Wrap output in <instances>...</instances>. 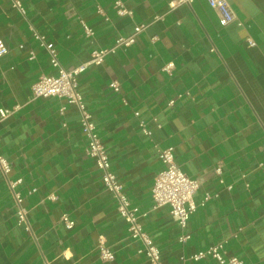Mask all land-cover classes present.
<instances>
[{"label":"crops","instance_id":"1","mask_svg":"<svg viewBox=\"0 0 264 264\" xmlns=\"http://www.w3.org/2000/svg\"><path fill=\"white\" fill-rule=\"evenodd\" d=\"M19 1L25 13L13 0H0V39L8 47L0 56V108L14 109L0 121V136L11 177H23L18 189L31 231L18 223L0 172V264H149L85 151L78 108L61 97L32 98L38 77L57 73L35 31L70 68L140 24L147 26L131 46L78 77L112 170L132 206L146 213L141 223L166 264H217L190 255L221 241L228 256L264 264V0H230L235 17L224 26L208 0L173 8L171 0H120L131 11L125 14L117 0ZM170 145L182 170L201 180L184 242L170 208L154 207L152 198L164 166L157 147ZM100 235L114 260L100 259Z\"/></svg>","mask_w":264,"mask_h":264},{"label":"built area","instance_id":"2","mask_svg":"<svg viewBox=\"0 0 264 264\" xmlns=\"http://www.w3.org/2000/svg\"><path fill=\"white\" fill-rule=\"evenodd\" d=\"M209 4L217 11L220 23L224 26L234 20V12L232 10L230 0H208ZM14 5L25 13V8L19 0H13ZM193 0H171L170 7H176L182 3H192ZM115 7L119 14L131 13L120 0H117ZM100 10V9H99ZM101 11V10H100ZM87 35H93V29L83 22ZM147 25L140 24L135 27L132 34L127 36H119L116 42L109 47H102L92 52L91 58L81 63L80 65L66 68L62 65L58 51L49 43L45 35L35 31V36L39 40L40 45L44 47L49 56L51 64L56 68V74H41L32 86V98H50L61 97L65 98L67 104L75 105L80 112V126L87 137L85 151L87 155L92 157L101 170V177L105 188L114 194L117 200V208L120 215L126 221L130 234L141 242L138 252L147 257L149 264H166L162 258L161 251L155 240L144 229L141 223V217L146 213L140 211L136 206H132L131 201L124 190L123 183L119 180L117 174L112 170V163L107 148L98 132L97 125L93 119L92 113L88 109L83 94L79 89V75L84 72L90 65H101L106 57L115 52L120 47H129L135 40L136 35L142 31ZM253 44V41H251ZM8 51L7 45L0 39V56ZM34 52L30 57L33 58ZM172 63L166 65L165 69L171 71ZM110 86L119 91L120 85L117 80H113ZM174 103V99L170 104ZM67 106L63 105L60 112L64 113ZM14 109L0 108V121L9 116ZM139 115V112H135ZM140 127L144 133L151 135L152 130L148 127L145 120H140ZM157 146V145H156ZM160 159L163 163V168L156 175L152 186V198L154 207L168 206L171 214L182 229L179 236L181 242L186 241L191 237V233L187 231L190 216L198 208L194 196L198 191L201 180L198 177H191L186 174L180 163L176 160L174 146L157 147ZM13 170L12 163L1 152V136H0V172L4 175L11 189L15 205L17 208V220L19 224H23L25 228L31 231L28 215L29 210L24 204L25 196L18 189L23 182V177L12 178ZM36 189L30 190L29 193ZM207 193L202 200V205L210 198ZM51 198L56 199V195H51ZM63 221L68 228H73L75 221L63 215ZM99 257L102 261H112L115 259L114 252L106 245L104 235L99 236L98 241ZM205 257L216 259L217 264H245V261L238 256H228L225 251V241H221L210 245L207 248L201 249L198 252L190 255L191 260H199Z\"/></svg>","mask_w":264,"mask_h":264}]
</instances>
